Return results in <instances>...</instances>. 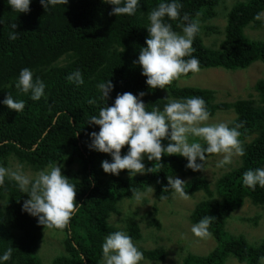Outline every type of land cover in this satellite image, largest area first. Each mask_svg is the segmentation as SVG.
<instances>
[{"label": "trees", "instance_id": "obj_1", "mask_svg": "<svg viewBox=\"0 0 264 264\" xmlns=\"http://www.w3.org/2000/svg\"><path fill=\"white\" fill-rule=\"evenodd\" d=\"M225 0H179L181 16L189 13L201 25L196 36L193 56L203 69L246 70L255 62L264 63V41L245 34L247 28L259 29L257 13L264 11V0H241L226 15V26L212 25ZM161 0H140L134 15H110L112 0H54L45 9L40 0H32L30 12H13L7 0H0V167L6 168L14 159L35 171L44 169L49 162L62 165V174L76 186V202L81 206L64 229V252L52 264H102V243L107 234L119 230L111 223L120 214V205L153 187L159 196L171 194L168 176L184 179V192L195 196L202 192L203 199L191 213L195 224L204 216H212L210 231L216 247L207 255L188 253L182 264H226L230 258L245 264H258L264 256V238L251 243L244 235L231 233L227 226L231 215L249 199L256 206H264V188L255 190L242 184L243 174L264 168V79L255 85L257 98L219 102L216 91L208 88L181 87L178 79L166 89H151L138 60L141 47H146L149 34L148 13ZM175 31L179 20L167 21ZM17 24V39L10 40V25ZM211 33L223 35L219 45H207ZM23 68H30L34 78L46 85L45 97L32 101L30 93L19 92L15 83ZM75 71L82 73L84 83L77 85L67 77ZM188 74L182 77H191ZM111 80L114 90L106 98L98 84ZM143 97L148 110L163 109L168 95L173 98L203 97L211 113L234 111L236 119L229 126L242 122L240 140L245 155L238 167L218 178L212 187L203 176L204 168L194 172L186 167L181 156H163L153 173L107 174L101 167L108 154L89 149L90 133L99 126L90 125L93 115L103 107L112 106L118 94ZM169 92V93H168ZM7 94L23 100L25 108L17 113L3 104ZM91 101V102H90ZM165 139L162 142H167ZM127 152V146L122 155ZM145 167L154 162L144 159ZM168 188V189H166ZM30 197L22 192L15 179L5 175L0 183V255L7 248L14 249L6 264H44L39 246L47 230L39 226L37 218L22 211ZM125 230L135 243L142 239V230L136 215L125 219ZM148 225L161 228L157 217H148ZM144 259L155 263L166 260L165 246L141 248Z\"/></svg>", "mask_w": 264, "mask_h": 264}, {"label": "clouds", "instance_id": "obj_2", "mask_svg": "<svg viewBox=\"0 0 264 264\" xmlns=\"http://www.w3.org/2000/svg\"><path fill=\"white\" fill-rule=\"evenodd\" d=\"M54 0H40L47 9ZM13 12L26 14L30 12L32 0H7ZM140 0H112L114 5L110 15H134ZM182 4L179 0H161L148 13L149 25L146 27L148 38L146 47H141L138 64L146 77L145 83L151 89H166L173 81L198 73L200 61L193 56V43L200 32L198 19L189 13L181 16ZM264 18V11L257 13L255 19ZM179 20L175 31L167 21ZM3 21H0L2 23ZM9 39L16 40L17 24L10 25ZM67 79L69 82L81 85L84 83L82 73L75 71ZM16 89L24 94L30 93L32 101L45 97L46 85L39 77L34 78L30 68H23L15 83ZM98 89L108 98L114 84L111 80L98 84ZM169 93V92H168ZM145 92L136 95L125 92L116 96L112 106H105L93 115L90 125L99 126V131L90 133L89 149L111 156V161L101 162L103 171L107 174L119 175L128 170L133 174L153 173L156 167H163L162 157L181 156L186 159V167L194 172L204 168L208 155L222 154L217 167L223 168L232 163L234 156L243 157L245 149L240 140L242 122L229 126L227 123H209L211 113L203 97L173 98L170 93L163 109L153 107L148 110L143 97ZM91 102V101H90ZM3 104L10 110L20 113L25 108L23 100H16L7 94ZM169 143L164 145L163 140ZM127 146V152L122 150ZM145 157L154 162V167H145ZM7 170L0 167V183ZM13 178L19 189L30 199L23 203L22 211L37 218L39 226L45 229H64L72 216L81 207L76 202V186L62 174V165L49 162L34 176L20 172ZM168 185L173 196L187 198L184 192V181L178 177L168 176ZM242 184L252 190L257 186L264 188V168L250 169L242 176ZM151 188V187H149ZM168 189V188H166ZM139 199V196H137ZM167 199L161 197V200ZM214 217L204 216L191 227V232L200 238H210L211 223ZM102 247V264H141L144 254L130 235L124 230L107 234ZM14 249L9 247L0 255V264H6ZM258 264H264V256L258 257Z\"/></svg>", "mask_w": 264, "mask_h": 264}, {"label": "rangeland", "instance_id": "obj_3", "mask_svg": "<svg viewBox=\"0 0 264 264\" xmlns=\"http://www.w3.org/2000/svg\"><path fill=\"white\" fill-rule=\"evenodd\" d=\"M238 1L241 0H225L219 8L218 17L212 21V25L223 29L226 26L228 10ZM245 34L252 39L264 41V18H262V25L259 29L247 28ZM207 37H209L206 41L207 45H214V43L219 45L224 38L223 35L217 33H211ZM262 79H264V63L258 61L246 70L203 69L191 77L179 78L178 84L181 87L212 89L216 91L219 102H235L239 99L257 98L255 85ZM236 117L237 114L234 111L218 112L216 116L210 118L209 123L230 125ZM162 143L167 145L169 141ZM222 158V154H219L209 158L206 163L203 176L211 182L212 187L218 178L230 171L231 166L238 167L241 161L240 156H234L230 165L223 168L217 167L218 161ZM5 169L7 170L6 175L11 178L17 172L29 176H34L38 172L14 159L10 160ZM137 196L121 203L120 214L114 215L111 223L119 230L126 231L125 219L134 214L142 230V239L136 243L137 246L145 249L165 246L168 250L165 261L155 263L144 259L141 264H182L183 258L188 253L207 255L216 247L217 242L212 236L200 238L191 232L190 216L196 205L203 199L202 192L195 196L187 195V198L179 195L173 196L172 193L159 196L152 187ZM161 197L167 199L161 200ZM148 217H157L161 222V228L149 226ZM227 228L235 235L246 236L251 243H259L264 238V206H256L247 199L243 207L231 215ZM63 239L64 233L62 232H56L53 229H47L44 232L43 241L38 249L44 264H52L54 258L64 252ZM226 264L245 263L230 258Z\"/></svg>", "mask_w": 264, "mask_h": 264}]
</instances>
